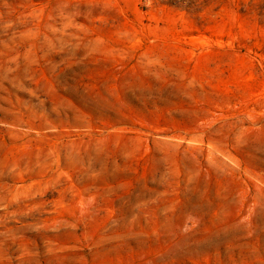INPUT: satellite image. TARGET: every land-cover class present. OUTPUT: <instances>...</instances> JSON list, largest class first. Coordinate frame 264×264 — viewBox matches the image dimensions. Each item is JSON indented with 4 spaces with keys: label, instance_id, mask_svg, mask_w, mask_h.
<instances>
[{
    "label": "rangeland",
    "instance_id": "rangeland-1",
    "mask_svg": "<svg viewBox=\"0 0 264 264\" xmlns=\"http://www.w3.org/2000/svg\"><path fill=\"white\" fill-rule=\"evenodd\" d=\"M0 264H264V0H0Z\"/></svg>",
    "mask_w": 264,
    "mask_h": 264
}]
</instances>
